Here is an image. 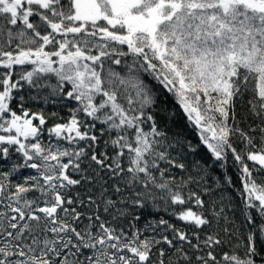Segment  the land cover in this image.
Wrapping results in <instances>:
<instances>
[{
	"label": "snow or ice",
	"instance_id": "1",
	"mask_svg": "<svg viewBox=\"0 0 264 264\" xmlns=\"http://www.w3.org/2000/svg\"><path fill=\"white\" fill-rule=\"evenodd\" d=\"M0 264H264V0H0Z\"/></svg>",
	"mask_w": 264,
	"mask_h": 264
},
{
	"label": "trees",
	"instance_id": "2",
	"mask_svg": "<svg viewBox=\"0 0 264 264\" xmlns=\"http://www.w3.org/2000/svg\"><path fill=\"white\" fill-rule=\"evenodd\" d=\"M13 79H18V77H13ZM51 83H55V79L52 78ZM153 83H155L153 81ZM23 87L20 89L18 93H16V99L12 103V108L20 109L21 101L19 99L20 96H23V107L27 109L30 113H40L45 116L48 120L49 125L58 121L61 117L67 118L68 114V103L61 99L62 94L50 95L48 89H42L37 91L33 88H30L27 83L21 81ZM161 99L164 101L166 106L170 109L176 110V119L173 122L172 128L173 130L179 129L183 132V134L193 143H198V136L196 134V130L194 127H188L187 122L183 116L182 111L175 105L173 98L166 93L161 95ZM236 114L238 117L237 122H239V118L244 115V110L241 102H237L236 104ZM56 114L55 116L53 114ZM207 155L206 149L201 146L200 154L197 157L187 156L185 159L191 163L192 159L203 158ZM227 174L231 177L234 187L232 188H221L217 191V196L223 194L225 197L232 198V207H236L240 204L241 197L238 194L239 190L242 189V183L240 180V174L236 167L233 166L232 162H228V166L226 169H216L215 177L219 180H223L224 175ZM177 179L180 178L179 171L176 170ZM211 177L209 178L211 182ZM225 203H228V200H225ZM237 219L239 221L240 216L239 212L236 213Z\"/></svg>",
	"mask_w": 264,
	"mask_h": 264
},
{
	"label": "flooded vegetation",
	"instance_id": "3",
	"mask_svg": "<svg viewBox=\"0 0 264 264\" xmlns=\"http://www.w3.org/2000/svg\"><path fill=\"white\" fill-rule=\"evenodd\" d=\"M13 110L17 111V112H20L21 109H14ZM38 123V122H37ZM49 124V123H48ZM50 126V125H49Z\"/></svg>",
	"mask_w": 264,
	"mask_h": 264
}]
</instances>
